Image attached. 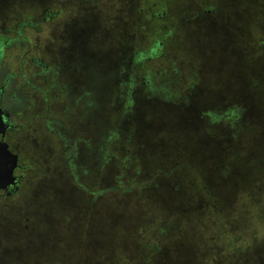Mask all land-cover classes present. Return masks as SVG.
Segmentation results:
<instances>
[{
  "label": "rangeland",
  "instance_id": "374dc122",
  "mask_svg": "<svg viewBox=\"0 0 264 264\" xmlns=\"http://www.w3.org/2000/svg\"><path fill=\"white\" fill-rule=\"evenodd\" d=\"M5 37L0 264H264V0H0Z\"/></svg>",
  "mask_w": 264,
  "mask_h": 264
},
{
  "label": "water",
  "instance_id": "95a60500",
  "mask_svg": "<svg viewBox=\"0 0 264 264\" xmlns=\"http://www.w3.org/2000/svg\"><path fill=\"white\" fill-rule=\"evenodd\" d=\"M8 126V121L0 118V133L3 137ZM18 167L19 155L10 150L7 142L0 141V190H7L17 185L18 179L14 172Z\"/></svg>",
  "mask_w": 264,
  "mask_h": 264
},
{
  "label": "flooded vegetation",
  "instance_id": "af4514ba",
  "mask_svg": "<svg viewBox=\"0 0 264 264\" xmlns=\"http://www.w3.org/2000/svg\"><path fill=\"white\" fill-rule=\"evenodd\" d=\"M10 44H11V41L7 39L6 37L3 40L0 39V61H1V57L3 56L2 49L9 46ZM155 49H156V46L153 47V50ZM39 63L42 64L41 61H39ZM5 91H6V86L5 85L0 86V118L4 119L5 121H8L9 123V126L5 132L7 134L8 131H10L11 129L17 126L14 124V121L12 120L9 112L3 107V96L5 94Z\"/></svg>",
  "mask_w": 264,
  "mask_h": 264
},
{
  "label": "trees",
  "instance_id": "16d2710c",
  "mask_svg": "<svg viewBox=\"0 0 264 264\" xmlns=\"http://www.w3.org/2000/svg\"><path fill=\"white\" fill-rule=\"evenodd\" d=\"M5 136H6V135H5ZM1 138H2V137H1ZM152 195H153V194L147 196V197H146V200H147V201H150V200L152 199ZM157 229H158V227H157Z\"/></svg>",
  "mask_w": 264,
  "mask_h": 264
},
{
  "label": "clouds",
  "instance_id": "9594fccd",
  "mask_svg": "<svg viewBox=\"0 0 264 264\" xmlns=\"http://www.w3.org/2000/svg\"><path fill=\"white\" fill-rule=\"evenodd\" d=\"M0 135H1V137H2V139H1L0 141H4V138H5V137H3L1 133H0ZM5 135H6V134H5ZM5 142H6V141H5ZM9 147H10V146H9Z\"/></svg>",
  "mask_w": 264,
  "mask_h": 264
}]
</instances>
